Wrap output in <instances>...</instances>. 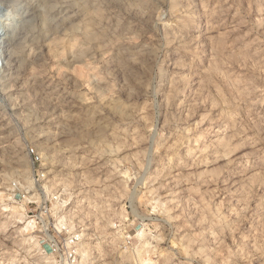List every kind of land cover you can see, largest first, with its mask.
Listing matches in <instances>:
<instances>
[{"label":"rangeland","instance_id":"1","mask_svg":"<svg viewBox=\"0 0 264 264\" xmlns=\"http://www.w3.org/2000/svg\"><path fill=\"white\" fill-rule=\"evenodd\" d=\"M74 232L85 264H264V0H0V264Z\"/></svg>","mask_w":264,"mask_h":264},{"label":"bare ground","instance_id":"2","mask_svg":"<svg viewBox=\"0 0 264 264\" xmlns=\"http://www.w3.org/2000/svg\"><path fill=\"white\" fill-rule=\"evenodd\" d=\"M46 190L48 191V188H46ZM53 197V196H52ZM67 202L64 200L62 203H60L59 206H64ZM58 207H54L53 209H58ZM13 211H15V213L17 214L16 219L17 222L21 224V231L25 232L26 234H29V232L31 231L33 224L35 223V220L28 217L27 215V219L25 218V216L22 213H19L17 211V208L13 207L12 209ZM20 211V210H19ZM56 214V224L55 227L57 230H61L66 224V218L63 215H57ZM31 219V220H30ZM64 230V229H63ZM71 231L74 230L73 228L70 229ZM74 234L76 236L73 235H69L68 238L66 240H64L65 242H69L68 240L72 239L73 237H77V238H83V234L81 232H74ZM33 239V238H31ZM80 241V239H78ZM79 245V246H78ZM77 246V254L79 257V260L77 261V263L75 264H85L89 261V249L85 246V244L82 242L76 245ZM148 242H140L139 245L129 254H125L123 256V258H127V259H134L136 261L137 264H151L148 256H149V247H148ZM48 261V259L50 261L46 262V264H58V262L55 260H53V257H45ZM67 262V258L64 260V263L61 264H66Z\"/></svg>","mask_w":264,"mask_h":264},{"label":"built area","instance_id":"3","mask_svg":"<svg viewBox=\"0 0 264 264\" xmlns=\"http://www.w3.org/2000/svg\"><path fill=\"white\" fill-rule=\"evenodd\" d=\"M32 156L34 157V160L36 162L39 161L38 156ZM42 212H39L40 214H45L47 212V207L42 205L41 207ZM33 218V217H30ZM69 242H50L49 251L50 256L53 257L54 261L56 260L58 264L64 263V260L67 258L66 264H75L79 260L78 254H77V244H79V240L77 237H73L72 239L68 240Z\"/></svg>","mask_w":264,"mask_h":264}]
</instances>
